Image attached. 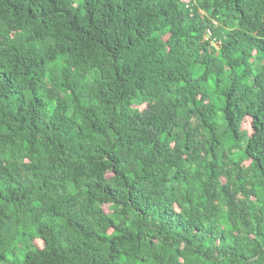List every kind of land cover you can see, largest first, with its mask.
<instances>
[{"label":"trees","instance_id":"obj_1","mask_svg":"<svg viewBox=\"0 0 264 264\" xmlns=\"http://www.w3.org/2000/svg\"><path fill=\"white\" fill-rule=\"evenodd\" d=\"M0 264H264V0H0Z\"/></svg>","mask_w":264,"mask_h":264},{"label":"rangeland","instance_id":"obj_2","mask_svg":"<svg viewBox=\"0 0 264 264\" xmlns=\"http://www.w3.org/2000/svg\"><path fill=\"white\" fill-rule=\"evenodd\" d=\"M250 125H251L250 119L246 120L245 126H246L247 128H250ZM247 163H248V162H247ZM106 208H107V210H109L108 206H107Z\"/></svg>","mask_w":264,"mask_h":264},{"label":"bare ground","instance_id":"obj_3","mask_svg":"<svg viewBox=\"0 0 264 264\" xmlns=\"http://www.w3.org/2000/svg\"><path fill=\"white\" fill-rule=\"evenodd\" d=\"M209 36H210V34L208 33V34H206V38L208 39L209 38Z\"/></svg>","mask_w":264,"mask_h":264}]
</instances>
